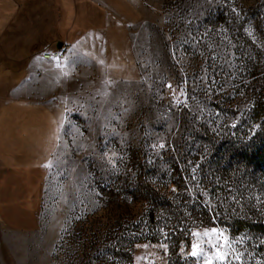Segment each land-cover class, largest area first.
I'll use <instances>...</instances> for the list:
<instances>
[{"label":"rangeland","instance_id":"374dc122","mask_svg":"<svg viewBox=\"0 0 264 264\" xmlns=\"http://www.w3.org/2000/svg\"><path fill=\"white\" fill-rule=\"evenodd\" d=\"M140 4L132 63L71 100L44 170L40 222L1 224L0 264H264V235L233 217L248 204L264 219V179L201 174L215 141L233 130L250 140L264 126V0ZM19 113L39 140L32 111ZM5 118L3 109L0 126ZM44 131L52 143L54 128ZM149 186L184 209L175 236L146 231Z\"/></svg>","mask_w":264,"mask_h":264},{"label":"crops","instance_id":"0c3cea01","mask_svg":"<svg viewBox=\"0 0 264 264\" xmlns=\"http://www.w3.org/2000/svg\"><path fill=\"white\" fill-rule=\"evenodd\" d=\"M142 15L140 0H0V111L12 118L6 126L17 127L0 126L6 134L0 136V237L10 217L40 222L44 170L58 149L68 105L129 68L130 25ZM59 41L69 47L64 60L41 58L43 48ZM27 110L31 128L41 127L34 132L43 129L39 140L23 129L19 112ZM45 122L55 130L52 143Z\"/></svg>","mask_w":264,"mask_h":264},{"label":"trees","instance_id":"16d2710c","mask_svg":"<svg viewBox=\"0 0 264 264\" xmlns=\"http://www.w3.org/2000/svg\"><path fill=\"white\" fill-rule=\"evenodd\" d=\"M212 149L213 153L201 165V174H204L206 178H218L222 181L224 178L233 177L237 180H229L237 184H252L264 179V126L250 140L233 130V135L229 134L227 139L215 141ZM144 191L146 199L151 201L147 208L150 217L145 224L146 231L155 234L161 227H166L164 229L166 233L175 236V233L180 232L179 222L186 218L184 209L180 208L177 202L167 199L153 186L145 187ZM160 209L163 210L162 213L165 212L171 216L167 224L158 218L161 216ZM250 213H252L250 206L245 204L239 214L233 215L238 229L260 232L264 235V219H259L254 214L249 216Z\"/></svg>","mask_w":264,"mask_h":264},{"label":"built area","instance_id":"2783aa9c","mask_svg":"<svg viewBox=\"0 0 264 264\" xmlns=\"http://www.w3.org/2000/svg\"><path fill=\"white\" fill-rule=\"evenodd\" d=\"M68 48L66 45H63L61 48L46 46L40 51V56L46 60H64L67 57Z\"/></svg>","mask_w":264,"mask_h":264},{"label":"water","instance_id":"95a60500","mask_svg":"<svg viewBox=\"0 0 264 264\" xmlns=\"http://www.w3.org/2000/svg\"><path fill=\"white\" fill-rule=\"evenodd\" d=\"M63 46V42L62 41H59L58 43H57V47L58 48H61Z\"/></svg>","mask_w":264,"mask_h":264}]
</instances>
